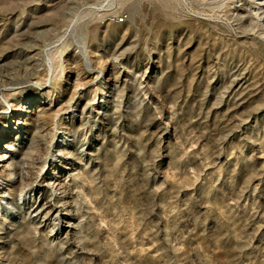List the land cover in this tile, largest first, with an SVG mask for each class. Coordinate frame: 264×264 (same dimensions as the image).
<instances>
[{"label":"rangeland","instance_id":"rangeland-1","mask_svg":"<svg viewBox=\"0 0 264 264\" xmlns=\"http://www.w3.org/2000/svg\"><path fill=\"white\" fill-rule=\"evenodd\" d=\"M261 15L0 0V264H264Z\"/></svg>","mask_w":264,"mask_h":264},{"label":"bare ground","instance_id":"bare-ground-1","mask_svg":"<svg viewBox=\"0 0 264 264\" xmlns=\"http://www.w3.org/2000/svg\"><path fill=\"white\" fill-rule=\"evenodd\" d=\"M255 1H256L257 5H258V9L262 12V15L260 16V18H261V20H264V0H255ZM121 21H123V20H121ZM19 119L15 121V124L13 125V127H16L17 129L20 130L21 129V124L23 123V121L21 119L20 120ZM6 136H7V133H6V135L4 137L6 138ZM14 145L15 144H13L12 139H11L9 141H6L0 147V150H3V151H0V187L2 185H4V184L6 185L8 182H14L15 183V181L12 180L11 177L8 176V173H7L9 167L13 165V163L11 161L12 154H10V153H12V150H15L14 149ZM11 173L13 174V171ZM33 182L30 181V182L26 183V187L28 189H32L34 187ZM14 210H15L14 208L11 209V211H14Z\"/></svg>","mask_w":264,"mask_h":264},{"label":"built area","instance_id":"built-area-1","mask_svg":"<svg viewBox=\"0 0 264 264\" xmlns=\"http://www.w3.org/2000/svg\"><path fill=\"white\" fill-rule=\"evenodd\" d=\"M120 20H124V17L121 16L120 18H118V22H120Z\"/></svg>","mask_w":264,"mask_h":264}]
</instances>
